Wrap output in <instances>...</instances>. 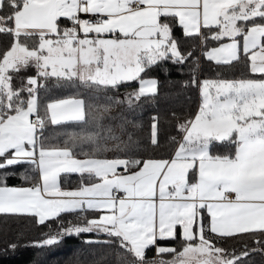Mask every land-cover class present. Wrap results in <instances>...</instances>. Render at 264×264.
Here are the masks:
<instances>
[{
	"label": "snow or ice",
	"instance_id": "1",
	"mask_svg": "<svg viewBox=\"0 0 264 264\" xmlns=\"http://www.w3.org/2000/svg\"><path fill=\"white\" fill-rule=\"evenodd\" d=\"M0 35V215L45 229L31 246L75 236L118 264L264 253V0H0ZM197 50L245 72L198 78ZM169 62L199 102L162 141L159 114L141 117Z\"/></svg>",
	"mask_w": 264,
	"mask_h": 264
},
{
	"label": "trees",
	"instance_id": "2",
	"mask_svg": "<svg viewBox=\"0 0 264 264\" xmlns=\"http://www.w3.org/2000/svg\"><path fill=\"white\" fill-rule=\"evenodd\" d=\"M179 35V30H177ZM7 37L0 35V44H3ZM209 46H214L211 42ZM182 48L186 47L182 43ZM196 55L199 57L201 68L197 71V77L207 78H239L245 72L243 64L233 67H217L215 62L209 61L203 57L201 52L197 50ZM168 72L161 71L160 68H154L151 75L155 76L159 81V95L154 97L151 103L144 106L143 120L145 126L148 123V117L157 113L161 119V140L163 141L168 131L167 125L164 123L166 118L172 112L186 113L193 110L198 102V92L191 87L184 86L181 81L189 79V67L184 66L181 72L178 65L167 63ZM135 82L132 87H135ZM72 94V89H62L53 87L50 95L56 98ZM118 111V110H116ZM115 115V112L113 113ZM129 119L132 117L129 115ZM113 126L114 131L119 133L117 125L121 123L120 119L107 120ZM127 131H133L131 126H127ZM137 135L142 136V131H137ZM53 143L56 141L53 140ZM19 171V169L17 170ZM77 176L73 174L70 177V185L72 181H76ZM9 185L20 183L17 178H10ZM45 229L34 227L26 219L17 221L15 218L5 219L0 215V264H118L117 256L114 248L103 245H85L78 237H66L62 243L55 246L37 248L30 244L31 240L40 238V233ZM9 243H16L18 246L14 249L9 247ZM249 246H254L253 241H249ZM239 248V245H237ZM153 251L148 252V256H152ZM244 264H264V253L257 252L250 255Z\"/></svg>",
	"mask_w": 264,
	"mask_h": 264
}]
</instances>
